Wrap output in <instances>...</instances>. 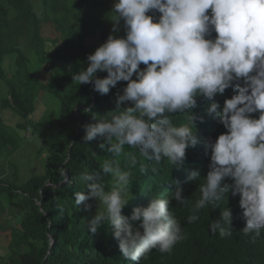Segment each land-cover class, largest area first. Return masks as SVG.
<instances>
[{
    "label": "clouds",
    "instance_id": "obj_1",
    "mask_svg": "<svg viewBox=\"0 0 264 264\" xmlns=\"http://www.w3.org/2000/svg\"><path fill=\"white\" fill-rule=\"evenodd\" d=\"M110 13L107 40L87 56L86 68L72 72L73 81L90 84L101 95L126 82L117 92L115 110L93 116L95 122L85 126L84 143L99 141L98 147L111 154L99 172L81 174L86 191L74 193L82 211L91 213L90 200L103 208L85 218L88 232L95 234L107 223L123 257L139 262L153 250L170 253L186 239L171 211L173 200L190 208L188 224L209 205L220 209L208 228L212 235L231 237L233 210L219 207L231 194L239 196L241 232L256 243L264 231V0H114ZM122 29L124 35H116ZM227 89L234 94L221 105L217 96ZM199 99L208 101L205 113L226 131L204 144L210 154L207 175L194 170L188 176L202 181L198 198L193 202L177 187L124 215L131 169L138 163L133 153L182 168L186 150L200 143L197 121L203 117L193 111ZM176 113L186 122L174 123ZM126 146L133 152L125 153ZM122 154L128 170L120 165ZM140 171H147L143 164ZM61 175L68 180L63 170ZM106 176L113 181L109 190Z\"/></svg>",
    "mask_w": 264,
    "mask_h": 264
},
{
    "label": "trees",
    "instance_id": "obj_2",
    "mask_svg": "<svg viewBox=\"0 0 264 264\" xmlns=\"http://www.w3.org/2000/svg\"><path fill=\"white\" fill-rule=\"evenodd\" d=\"M113 3L114 0H0V80L6 83L10 95L3 100V107L27 121L26 126L19 124V128L34 127L42 141L41 152H47L51 163L43 173L25 183L17 182L18 170L13 174L14 181L0 173V212L16 211L17 220L8 237V254L0 257V264H264V231L256 243L241 232L245 221L239 196L231 194L229 201L225 199L219 206L233 210L231 237L212 235L208 228L212 220L219 218L220 209L209 205L200 211L197 222L188 224L190 208L173 200L171 211L180 221L186 239L170 253L153 250L147 259L139 262L123 257L114 230L107 223L95 234L85 227V218H91L103 208L90 200L88 203L93 207L89 213L81 210L83 205L79 207L75 203L74 193L86 191L79 177L85 171L99 172L100 165L111 155L98 147L99 141L84 143L85 126L95 122L93 116L100 118L115 110L117 92L126 82H118L109 94L101 95L90 84L73 81L72 72L87 67V56L96 36L101 44L107 40L113 27L110 13ZM44 22L54 24L58 34L51 42L42 35ZM116 35L123 36V29ZM32 55L50 69L47 83H42L30 70ZM7 57L11 58L13 74L5 67ZM98 75L104 77L107 73ZM42 93L52 95L60 103V114L46 133L31 119ZM233 94L234 89H227L217 99L223 105L224 99ZM207 104L208 101L199 99L193 109L203 117L202 123L197 121L200 143L186 150L182 168H175L166 159L157 163L133 153L138 163L131 169L132 181L126 196L130 200L122 210L124 215L130 216L137 206H147L154 197L170 196L177 187L183 188V195L193 202L198 198L196 190L202 181H189L188 176L194 170L202 178L207 175L210 154L206 153L204 144L226 131L218 120L207 116ZM253 115L258 118V113ZM172 119L174 123L186 122L180 113ZM19 143L20 136L0 118V157H11ZM132 152L125 147V153ZM119 162L128 170L126 155L122 154ZM141 164L146 172L140 171ZM62 170L67 173V181L61 175ZM103 182L109 190L113 181L106 176Z\"/></svg>",
    "mask_w": 264,
    "mask_h": 264
},
{
    "label": "rangeland",
    "instance_id": "obj_3",
    "mask_svg": "<svg viewBox=\"0 0 264 264\" xmlns=\"http://www.w3.org/2000/svg\"><path fill=\"white\" fill-rule=\"evenodd\" d=\"M42 35L51 42L58 35L54 24L44 22ZM95 38L94 44L92 43L91 53H94L101 45L100 42H97L98 36ZM10 59V57L5 59V67L9 74H13ZM29 68L39 77L42 83H47L50 79V69H48V66L43 67L36 55L30 57ZM8 97H10L9 88L4 81L0 80V118L8 125L13 133L20 136L18 150L11 157H0V173L14 181L13 174L15 170H18L19 180L17 182L25 183L34 175L43 173L51 163L47 152H41L42 141L38 133H35L34 127L19 128V124L26 126L27 121L16 112L3 107V100ZM59 114V100L50 94L42 93L39 97L37 109L32 114L31 119L38 128L45 132L50 123L52 121L54 122ZM15 214L16 211H12L11 209L0 212V253H3L0 254V257H6L8 254V244L10 241L8 237H10L12 227L17 221L14 217Z\"/></svg>",
    "mask_w": 264,
    "mask_h": 264
}]
</instances>
